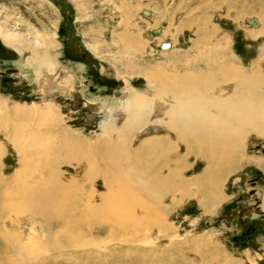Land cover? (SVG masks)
I'll return each instance as SVG.
<instances>
[{
	"label": "rangeland",
	"instance_id": "374dc122",
	"mask_svg": "<svg viewBox=\"0 0 264 264\" xmlns=\"http://www.w3.org/2000/svg\"><path fill=\"white\" fill-rule=\"evenodd\" d=\"M263 16L264 0H0V264H264V138L254 134L245 139L243 157L232 168L187 154L182 146L187 183L149 202L145 209L153 221L125 219L118 226L107 219L79 220L74 223L78 233L68 236L63 218L21 209L17 199L23 186L41 188V177L70 181L80 190L70 193L80 198L72 199L78 211L70 216H75L91 188L101 196L108 191L103 178L92 184L79 167L36 152L31 132L46 126L37 116L41 110L30 109L26 118L24 111L54 106L58 125L96 150L108 108L126 104L131 89L148 91L144 75L126 74L141 72L148 56L192 64L188 59L202 51L206 57L218 55V45L244 70L263 69ZM141 27L149 41L137 55L121 36H134ZM164 31L168 34L162 38ZM162 41L171 43V52L162 50ZM37 61H49L53 78H69L74 89L53 87L47 94L39 78L44 68ZM81 109L95 119L80 122ZM155 133L150 125L137 132L128 139L131 149ZM50 139L57 144L54 136ZM50 139L43 138L42 145ZM206 168L212 178L204 177ZM143 209L135 207L134 216Z\"/></svg>",
	"mask_w": 264,
	"mask_h": 264
},
{
	"label": "bare ground",
	"instance_id": "6f19581e",
	"mask_svg": "<svg viewBox=\"0 0 264 264\" xmlns=\"http://www.w3.org/2000/svg\"><path fill=\"white\" fill-rule=\"evenodd\" d=\"M144 11L146 15H151L149 10ZM251 21L258 24L256 18ZM159 31L163 32L157 28V33ZM127 34L125 32L121 36L126 47L133 48L136 53L147 49L149 40L144 37L148 33L145 34L143 28L134 36ZM167 34L164 31L162 38ZM197 43L201 44L200 41ZM160 46L164 51L172 50L169 42L162 41ZM216 47L218 55L206 57V52L200 53L199 50L200 57L205 58L200 60L199 55L195 54L188 59L192 64L167 60L159 62L148 56L145 61L148 64L141 72L126 73L128 77L144 75L149 89L147 92L131 89L126 104L119 107L108 105L112 108H108L111 109L109 118L102 121L103 133L97 139L99 145L96 150L87 148L90 141L58 125L59 113L55 112L54 106L47 104L39 109L34 105L24 111L23 117L26 118L30 109L33 112L41 110L37 116L46 126L43 131L34 128L31 132L36 152L51 154L53 161L79 167L92 184L96 178H103L108 191L101 196L100 192L91 188L81 214L70 216L71 212L78 211L72 199L80 198L76 194L70 195L79 190L78 186L70 181H48L41 177V188L38 190L30 186L21 187L22 192L17 190L21 209L40 212L48 219H52V216L63 218L68 236L78 233L75 229L80 228L74 223L79 220L88 224L103 223L107 219L118 226L125 224V219L141 223L146 218L153 221L147 216L151 213L150 209H145L149 202H159L187 183L184 171L188 166L184 163V154L181 155L182 146L187 154L203 157L213 165L216 162L225 163L224 168L237 165L243 157L245 139L252 134L264 138V68L257 65L246 71L234 62L233 57L222 55L218 45ZM140 56H136L137 59ZM37 62L44 68L39 78L41 88L47 94L53 87L65 90L71 86L74 89L69 78H53L49 61ZM15 73L21 74L18 69ZM78 97L82 101V95ZM85 119L91 122L95 115H82L84 122ZM82 120L79 118L80 122ZM148 125L155 127L157 133L145 138L141 145L132 150L128 139L134 138ZM18 129H23V125ZM69 135L72 137L69 138ZM50 136H54L57 144ZM113 136L115 140H112ZM43 138L50 139L47 146L42 145ZM210 172L211 168L207 169L204 177H210ZM143 206L139 217H135L133 209ZM3 210L0 203V213Z\"/></svg>",
	"mask_w": 264,
	"mask_h": 264
},
{
	"label": "water",
	"instance_id": "95a60500",
	"mask_svg": "<svg viewBox=\"0 0 264 264\" xmlns=\"http://www.w3.org/2000/svg\"><path fill=\"white\" fill-rule=\"evenodd\" d=\"M78 114H79V118H80V119H82V115L87 114V115L89 116V113L86 112V111L84 112L82 109H81L80 111L78 110Z\"/></svg>",
	"mask_w": 264,
	"mask_h": 264
},
{
	"label": "flooded vegetation",
	"instance_id": "af4514ba",
	"mask_svg": "<svg viewBox=\"0 0 264 264\" xmlns=\"http://www.w3.org/2000/svg\"><path fill=\"white\" fill-rule=\"evenodd\" d=\"M78 95H79V94H78ZM78 98H79V97H78ZM82 102H83V98H82V101H81L80 98H79V102H78V103L80 104L79 107H81V105H83Z\"/></svg>",
	"mask_w": 264,
	"mask_h": 264
}]
</instances>
